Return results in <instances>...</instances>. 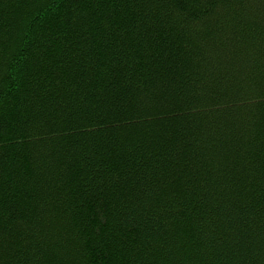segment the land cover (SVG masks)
<instances>
[{
  "label": "trees",
  "instance_id": "16d2710c",
  "mask_svg": "<svg viewBox=\"0 0 264 264\" xmlns=\"http://www.w3.org/2000/svg\"><path fill=\"white\" fill-rule=\"evenodd\" d=\"M0 264H264V0H0Z\"/></svg>",
  "mask_w": 264,
  "mask_h": 264
}]
</instances>
